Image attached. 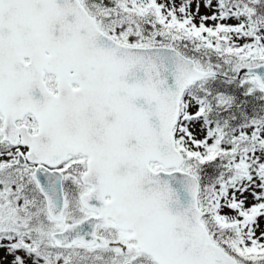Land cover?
I'll return each mask as SVG.
<instances>
[{"label": "snow or ice", "instance_id": "6c2138e0", "mask_svg": "<svg viewBox=\"0 0 264 264\" xmlns=\"http://www.w3.org/2000/svg\"><path fill=\"white\" fill-rule=\"evenodd\" d=\"M0 264H264V0H0Z\"/></svg>", "mask_w": 264, "mask_h": 264}, {"label": "rangeland", "instance_id": "374dc122", "mask_svg": "<svg viewBox=\"0 0 264 264\" xmlns=\"http://www.w3.org/2000/svg\"><path fill=\"white\" fill-rule=\"evenodd\" d=\"M201 11L203 12V11H204V9H201Z\"/></svg>", "mask_w": 264, "mask_h": 264}]
</instances>
